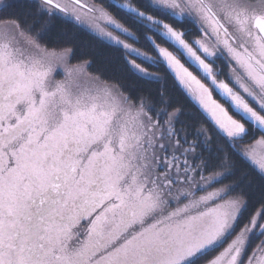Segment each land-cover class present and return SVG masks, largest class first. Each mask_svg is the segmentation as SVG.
Returning <instances> with one entry per match:
<instances>
[{
  "label": "snow or ice",
  "instance_id": "6c2138e0",
  "mask_svg": "<svg viewBox=\"0 0 264 264\" xmlns=\"http://www.w3.org/2000/svg\"><path fill=\"white\" fill-rule=\"evenodd\" d=\"M0 264H264V0H0Z\"/></svg>",
  "mask_w": 264,
  "mask_h": 264
},
{
  "label": "trees",
  "instance_id": "16d2710c",
  "mask_svg": "<svg viewBox=\"0 0 264 264\" xmlns=\"http://www.w3.org/2000/svg\"><path fill=\"white\" fill-rule=\"evenodd\" d=\"M77 43H78V45H79V47L77 48V54H78V55H79L82 51H83L84 53H87V52H88L89 49H88L87 45H88L89 41H88V38H87V37H80L79 40L77 41ZM72 63H77V59L74 58L73 61H72ZM99 69H100V65L97 64V63H94V64L92 65V67L89 69V71L92 72V73H96ZM177 98L180 99L181 102H184V101H183V98L180 97L179 95H177ZM189 111L192 112L193 116H196V115H197V113L195 112L194 109L189 108Z\"/></svg>",
  "mask_w": 264,
  "mask_h": 264
}]
</instances>
